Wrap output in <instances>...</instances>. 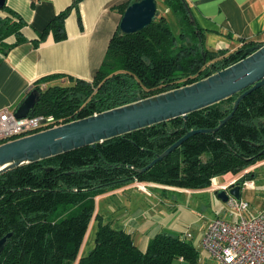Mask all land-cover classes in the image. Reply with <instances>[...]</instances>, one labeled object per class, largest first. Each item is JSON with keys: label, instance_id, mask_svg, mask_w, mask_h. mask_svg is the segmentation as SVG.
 <instances>
[{"label": "trees", "instance_id": "trees-1", "mask_svg": "<svg viewBox=\"0 0 264 264\" xmlns=\"http://www.w3.org/2000/svg\"><path fill=\"white\" fill-rule=\"evenodd\" d=\"M136 1L126 0L116 10L122 16ZM162 2L178 20L177 36L163 15L133 34H121L117 28L91 81L63 75L35 81L32 90L39 91L40 98L29 116H51L57 124L88 118L206 79L239 61L253 46L242 41L232 52L209 51L186 0ZM69 12L70 7L55 15L34 45L49 34L55 42L65 40ZM22 27L13 13L0 20V55L25 42ZM9 36L15 37L13 45L4 42ZM53 78L68 83L40 88ZM242 92L190 113L186 120L174 118L0 174V238L12 234L0 264H175L180 257L195 264L192 245L168 233L156 234L140 251L130 234L102 222L95 199L134 182L205 190L213 178L239 174L264 160L262 86L244 97L219 129L189 137L162 161L138 172L187 132L216 129ZM92 221L97 225L94 246L79 256Z\"/></svg>", "mask_w": 264, "mask_h": 264}, {"label": "crops", "instance_id": "crops-1", "mask_svg": "<svg viewBox=\"0 0 264 264\" xmlns=\"http://www.w3.org/2000/svg\"><path fill=\"white\" fill-rule=\"evenodd\" d=\"M125 1L5 0L6 8L0 9V20L8 17L10 13L19 17L23 22L21 33L25 42L14 45L5 56L0 55V109L15 111L33 89L35 81L41 77L63 75L91 81L104 58L110 39L119 26L121 15L116 8ZM186 2L196 27L202 32L207 50L232 52L241 46L242 41H252L253 45L264 44V0ZM68 7L70 12L64 24L66 39L55 42L49 34L35 46L34 42L39 39L53 17ZM15 41L14 36H9L4 42L13 45ZM63 82L68 83L66 78H53L42 85L50 87ZM263 161L249 166L239 174L228 173L215 177L211 186L205 190L189 191L153 183L134 182L98 196L95 204L97 199L107 201L113 198L114 206L108 207H112L111 211L116 212V223L121 227L118 229L130 234L134 244L142 252L156 234L168 233L181 237L185 224L195 226L192 231L193 238L186 241L197 253L195 264H213L199 246L202 233L210 221L202 225L195 224L197 219L191 212L193 210L190 204L193 200L197 201L200 194L216 196V192L221 190L220 187L229 185L230 181L244 174L243 179L252 181L253 188L242 189L240 199L249 205L245 216H255L264 207ZM138 185H143L145 189H140ZM166 192H172L171 197L167 196ZM99 215L104 217L103 214ZM111 224L113 226L112 222ZM83 244L84 241L79 256L86 255V247L83 248ZM89 249L87 253L92 247ZM202 255L205 256L204 259L201 258ZM175 264L188 263L182 258L175 261Z\"/></svg>", "mask_w": 264, "mask_h": 264}, {"label": "water", "instance_id": "water-1", "mask_svg": "<svg viewBox=\"0 0 264 264\" xmlns=\"http://www.w3.org/2000/svg\"><path fill=\"white\" fill-rule=\"evenodd\" d=\"M5 0H0V9ZM155 0H139L129 5L119 22V33L133 34L148 27L158 17ZM193 22V18L191 19ZM264 86V44L248 47L238 62L213 75L173 91L147 99H136L132 104L112 109L88 118L39 132L0 145V174L26 163H34L85 146L95 147L104 140L125 135L174 118L204 109L242 92L234 101L231 113L214 129L187 132L181 139L158 155L142 172L162 161L189 137L214 132L232 118L239 103L254 90ZM40 98L32 90L14 112L16 118H25ZM241 186L229 185L216 192L221 202L229 197L240 199ZM11 233L0 238V255Z\"/></svg>", "mask_w": 264, "mask_h": 264}, {"label": "built area", "instance_id": "built-area-1", "mask_svg": "<svg viewBox=\"0 0 264 264\" xmlns=\"http://www.w3.org/2000/svg\"><path fill=\"white\" fill-rule=\"evenodd\" d=\"M14 112L8 108L0 109V145L63 125L57 124L51 116L16 118ZM243 175L230 181L229 185L239 184L241 190L252 189L253 182L244 180ZM229 185L220 189L225 190ZM138 187L145 189L143 185ZM225 205L230 216L237 220L216 218L210 221L199 240L201 251L213 264H264V207L255 216L246 217L249 206L246 201L229 197ZM184 238L192 239V232L186 231Z\"/></svg>", "mask_w": 264, "mask_h": 264}, {"label": "rangeland", "instance_id": "rangeland-1", "mask_svg": "<svg viewBox=\"0 0 264 264\" xmlns=\"http://www.w3.org/2000/svg\"><path fill=\"white\" fill-rule=\"evenodd\" d=\"M156 11L159 13L158 17H159V15L165 16L170 30L172 31V33L175 36H177L178 30H179L178 20L172 12L165 11V6H164L162 0L156 1ZM60 85L66 86V82H63ZM42 87L45 88L46 86L44 85ZM166 194H167V196L171 197L172 192H166ZM179 197L182 198V196H179ZM96 201H97L96 202L97 213L104 215V217H103L104 220L102 222L106 223L109 221V222L113 223L114 228H121L116 223V214H115L116 212L111 211L110 208H112V207H108V205L114 206L113 205V198H110L107 201H105V200L100 201L98 199ZM194 202H196V204H194ZM190 207L193 210L191 212L193 213V215L197 219V222L195 223L197 225H202V224L206 223L207 221H212L216 218H221V219H224L227 221L235 220V218L230 216L229 210H228L227 206L225 205V203L221 202L214 194L210 195V196H208L206 194L198 195L197 201L193 200L190 204ZM100 216H102V215H100ZM88 229L89 230L86 234L84 244H83V248L86 247V250H85L86 255L88 254L87 252L90 250L89 248H91V247L93 248V246H94L95 232L97 230L96 222H92ZM193 230H195V226L190 225L188 223L185 224L183 226V229H182L183 235H181L180 238L185 240V241H189L188 239L184 238V234L186 231L192 232ZM204 257H205L204 255L201 256L202 259H204ZM202 261L206 262L204 260H202Z\"/></svg>", "mask_w": 264, "mask_h": 264}]
</instances>
